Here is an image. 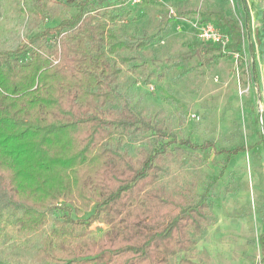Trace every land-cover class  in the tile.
<instances>
[{
    "label": "trees",
    "instance_id": "16d2710c",
    "mask_svg": "<svg viewBox=\"0 0 264 264\" xmlns=\"http://www.w3.org/2000/svg\"><path fill=\"white\" fill-rule=\"evenodd\" d=\"M239 1L245 35L237 42L246 36L253 57L249 15ZM47 4L15 0L19 25L34 30ZM92 4L79 1L75 15L15 48L17 20L0 22V264H170L179 254L175 264H210L196 244L214 222L211 185L196 192L170 179L189 164L183 147L224 155L221 173L249 148L178 138L131 105L118 90L126 75L148 84L170 69L149 70L136 54H150L166 25L123 35L115 26L130 12ZM127 141L141 143L135 157L124 149ZM46 220L49 231L39 234ZM94 222L110 229L97 241L87 231ZM260 247L264 262V233Z\"/></svg>",
    "mask_w": 264,
    "mask_h": 264
},
{
    "label": "rangeland",
    "instance_id": "374dc122",
    "mask_svg": "<svg viewBox=\"0 0 264 264\" xmlns=\"http://www.w3.org/2000/svg\"><path fill=\"white\" fill-rule=\"evenodd\" d=\"M47 1L44 20L38 18L31 30L25 22L19 25L15 0H0V22L7 19L18 23L13 48L34 32L75 15L81 0ZM244 2L253 57L246 36L237 42L241 34L245 35L239 0H93L92 4L96 10L106 7L129 11L128 18L115 26L123 35L144 36L166 25L167 30L148 46L150 54H136L140 57L137 63L145 62L149 70L159 73L167 66L170 69L162 79H152L148 84L138 82L132 74L126 75L118 90L131 105L156 122H163L178 138L195 143L210 141L215 149L241 144L249 148L237 153L221 173L224 155H216L211 148L199 151L183 147L182 155L189 164L178 168L170 179L173 185L183 179L196 192L211 185L209 201L213 204L214 222L196 244L198 253L207 252L210 264L262 263L264 143L256 148L253 145L264 139V0ZM204 22L227 31L226 47H211L199 39L198 27ZM140 144L127 141L124 149L135 157V148ZM88 214L84 212L80 217ZM50 226L46 220L38 233L44 235ZM87 231L97 241L110 229L94 222ZM181 256L170 258V264ZM97 260L80 264H95Z\"/></svg>",
    "mask_w": 264,
    "mask_h": 264
},
{
    "label": "built area",
    "instance_id": "2783aa9c",
    "mask_svg": "<svg viewBox=\"0 0 264 264\" xmlns=\"http://www.w3.org/2000/svg\"><path fill=\"white\" fill-rule=\"evenodd\" d=\"M135 2L142 0H133ZM143 1H157V0H143ZM198 37L204 43H210L223 49L229 43L228 34L220 29L217 25L211 22H204L198 27Z\"/></svg>",
    "mask_w": 264,
    "mask_h": 264
},
{
    "label": "crops",
    "instance_id": "0c3cea01",
    "mask_svg": "<svg viewBox=\"0 0 264 264\" xmlns=\"http://www.w3.org/2000/svg\"><path fill=\"white\" fill-rule=\"evenodd\" d=\"M262 235V234H261ZM260 264H264V262L260 263Z\"/></svg>",
    "mask_w": 264,
    "mask_h": 264
}]
</instances>
